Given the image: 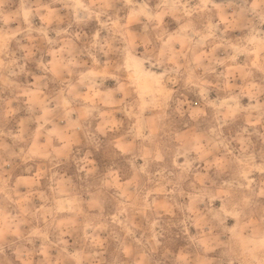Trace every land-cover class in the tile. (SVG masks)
I'll return each mask as SVG.
<instances>
[{
	"label": "rangeland",
	"instance_id": "rangeland-1",
	"mask_svg": "<svg viewBox=\"0 0 264 264\" xmlns=\"http://www.w3.org/2000/svg\"><path fill=\"white\" fill-rule=\"evenodd\" d=\"M0 264H264V0H0Z\"/></svg>",
	"mask_w": 264,
	"mask_h": 264
},
{
	"label": "bare ground",
	"instance_id": "bare-ground-1",
	"mask_svg": "<svg viewBox=\"0 0 264 264\" xmlns=\"http://www.w3.org/2000/svg\"><path fill=\"white\" fill-rule=\"evenodd\" d=\"M141 74V73H140ZM145 76V75H142V77Z\"/></svg>",
	"mask_w": 264,
	"mask_h": 264
}]
</instances>
